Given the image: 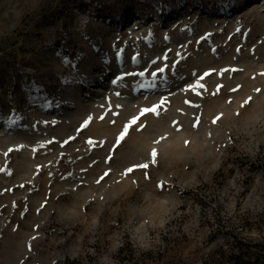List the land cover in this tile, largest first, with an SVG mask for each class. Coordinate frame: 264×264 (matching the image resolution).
Masks as SVG:
<instances>
[{
    "label": "rangeland",
    "instance_id": "1",
    "mask_svg": "<svg viewBox=\"0 0 264 264\" xmlns=\"http://www.w3.org/2000/svg\"><path fill=\"white\" fill-rule=\"evenodd\" d=\"M244 2L0 0V264L264 262V0Z\"/></svg>",
    "mask_w": 264,
    "mask_h": 264
},
{
    "label": "snow or ice",
    "instance_id": "2",
    "mask_svg": "<svg viewBox=\"0 0 264 264\" xmlns=\"http://www.w3.org/2000/svg\"><path fill=\"white\" fill-rule=\"evenodd\" d=\"M238 51H239V49H238ZM163 59H164V60H167V56L163 57ZM153 63H155V61H153ZM173 66H174V65H173ZM167 68H168V65L165 64L164 66H161V67L157 68L155 71L151 72V76H152L153 78H156L159 74L164 73V72L166 71ZM225 71H229V69H224V70H222V71H221V75H222L223 72H225ZM231 71H237V69L232 68ZM126 75H133V76H135V75H139V76H144V75H145V72H144V71H141V72H139V73H127ZM209 75H210V73H204V74L199 78V80L195 82V86H196V88H204L205 86H204L202 83H200V81H202L205 77H207V76H209ZM119 79H123V77H118L117 80H119ZM117 80H114L113 83H116ZM192 87H193L192 85H189L187 90H191ZM221 87H222V86H221ZM232 90L235 91L236 89H232ZM197 94H199V93H197ZM117 95H119V93H117ZM166 99H167V98H162L161 101H160L158 104H155V105H153V106L150 107V108H143V109H141V111H140V113H139L138 116L133 117L130 121H128V122L125 124L123 130L119 133V136H118V138H117L116 144L119 145V143L125 139L126 135H127L128 132H129V129L132 128L134 125H136V124L138 123V121L140 120L141 117H143V116L146 115L147 113H153V114L159 115V110L165 105V103H166ZM185 102H186V103H190L189 101H185ZM165 110H166V109H165ZM221 115H222V114H221ZM102 118H103V117H101V119H102ZM218 119H220V116H217V117L213 120V123H215L216 120H218ZM90 120H91V117H89L88 120H85V121L83 122V125H82L81 127H86V126L89 124ZM197 125H198V121H197V124L194 125V126H197ZM143 127H144L143 125H140V128H141V129H142ZM88 142H89V143H92L91 140H89ZM64 143L67 144L68 141L65 140ZM157 143H159V141H157ZM9 151H11V149H10ZM150 155H151V158H152V162H153V163H156V158H157V156H158V151H157V149L153 148V149L151 150V154H150ZM148 167H149V164H148V163H143V164H140V165L132 166V167H129L128 169H126V172H125L124 174H125V175L130 174V173H132L136 168L147 169ZM107 175H108V172H105V176H107ZM100 179L102 180L103 177H101ZM98 182H99V181H98Z\"/></svg>",
    "mask_w": 264,
    "mask_h": 264
},
{
    "label": "bare ground",
    "instance_id": "3",
    "mask_svg": "<svg viewBox=\"0 0 264 264\" xmlns=\"http://www.w3.org/2000/svg\"><path fill=\"white\" fill-rule=\"evenodd\" d=\"M244 3H246V4L244 5V7H245L246 5H249V4H250V0H245ZM82 89H83V88H81V89L77 92V94H76V99H80V97L84 94V92H82V91H83ZM90 89H91V88H90ZM91 103H92L91 105L94 106V105L99 104L100 101H99L98 99H96V100H93Z\"/></svg>",
    "mask_w": 264,
    "mask_h": 264
},
{
    "label": "trees",
    "instance_id": "4",
    "mask_svg": "<svg viewBox=\"0 0 264 264\" xmlns=\"http://www.w3.org/2000/svg\"><path fill=\"white\" fill-rule=\"evenodd\" d=\"M122 251H123V249H122ZM253 264H264V262L262 261H258V262H256V263H253Z\"/></svg>",
    "mask_w": 264,
    "mask_h": 264
}]
</instances>
